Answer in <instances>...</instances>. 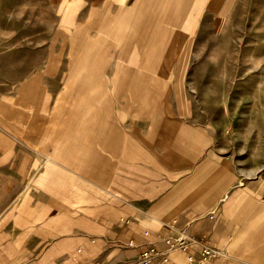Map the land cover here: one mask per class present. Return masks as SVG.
Listing matches in <instances>:
<instances>
[{
  "label": "crops",
  "instance_id": "crops-1",
  "mask_svg": "<svg viewBox=\"0 0 264 264\" xmlns=\"http://www.w3.org/2000/svg\"><path fill=\"white\" fill-rule=\"evenodd\" d=\"M152 1L122 9L119 27L165 4ZM106 82L98 76L79 103L73 88L54 105L24 89L3 111L0 264H129L150 242L164 249L174 221L224 252L208 264H264V180H249L261 169H240L225 140H187L179 116L171 127L150 75Z\"/></svg>",
  "mask_w": 264,
  "mask_h": 264
},
{
  "label": "rangeland",
  "instance_id": "rangeland-1",
  "mask_svg": "<svg viewBox=\"0 0 264 264\" xmlns=\"http://www.w3.org/2000/svg\"><path fill=\"white\" fill-rule=\"evenodd\" d=\"M139 1L0 0V119L24 89L54 105L73 88L79 103L98 76L145 73L171 127L179 116L187 140H225L240 169H261L249 180H264V0H165L121 29L118 13Z\"/></svg>",
  "mask_w": 264,
  "mask_h": 264
},
{
  "label": "built area",
  "instance_id": "built-area-1",
  "mask_svg": "<svg viewBox=\"0 0 264 264\" xmlns=\"http://www.w3.org/2000/svg\"><path fill=\"white\" fill-rule=\"evenodd\" d=\"M122 222L126 225L131 223L130 220H122ZM165 228L168 234L160 238L164 249L150 242L143 246L138 258L129 264H176L181 260L182 264H208L225 256L222 250L214 247L206 238L197 237L187 229L180 228L177 221ZM144 236L149 237L150 232H145ZM128 246L134 247V243L129 242Z\"/></svg>",
  "mask_w": 264,
  "mask_h": 264
}]
</instances>
